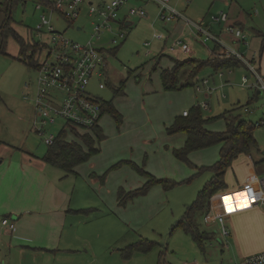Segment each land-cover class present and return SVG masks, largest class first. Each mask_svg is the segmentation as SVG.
Here are the masks:
<instances>
[{
    "label": "rangeland",
    "instance_id": "1",
    "mask_svg": "<svg viewBox=\"0 0 264 264\" xmlns=\"http://www.w3.org/2000/svg\"><path fill=\"white\" fill-rule=\"evenodd\" d=\"M89 1L98 5L99 2L109 0H87L81 5L79 16L73 20L57 13L50 15L44 5L37 8L36 5L41 4L39 0H22L12 8L11 25L26 42L48 43L50 34L46 27L37 29L41 15L44 14L49 24L56 31L62 32L64 37L73 42H89L101 47L107 56V71L112 85L107 82V86L99 88V79L93 77L87 88L102 101L114 99L122 116L118 122L109 114L101 117L100 125L105 138L99 143V152L95 158L92 156L95 165L91 167L88 177L96 180L98 189L104 188L112 192L107 201L114 204L112 210L106 208L100 200L93 206L99 211V216L103 213L109 215L116 241L126 246L136 242L139 237L153 241L149 252L131 259L130 264H138V259L146 264L153 259L155 262L160 251L164 254V264H185L194 260L200 264H229L241 259L244 253L238 231L234 227H227L228 235L222 237L220 226L204 222L203 211L193 212L198 228L210 232L212 236L203 243V249L182 228H172L187 206L196 199L199 190L210 180L212 172L209 167L219 158L220 144L192 151L187 162L178 160L173 149L183 145L185 134L178 132L168 135L165 128L169 125L165 124L168 123V118L174 119L183 110L189 111L192 107L199 106L203 117L212 118L207 123V129L222 132L225 129V119L221 115L238 106L234 114L255 125L256 147L251 150L250 155H239L226 168L223 182L227 189L224 190L232 189L243 183L250 173L264 177V164L254 166L264 152V125L255 124L264 120V91L261 89L258 99L254 97L257 89L254 87L255 77L242 64L217 70L204 66L198 71L197 81L193 86L186 85L175 90H164L158 68L170 66L173 58L207 60L213 55L212 50L217 43L220 47L225 46L227 50L240 53L243 59L260 72L264 82V0L169 1L177 13L198 22L201 29L217 36L220 39L218 42L212 38L206 39L199 29L178 17L171 21L162 20L159 16L160 5L154 0H127L119 9L117 18L108 20L98 37H95V25L102 24L104 18L89 14ZM131 7H142L146 15L128 16ZM221 12L227 15L226 19H220ZM124 18V24L127 21L130 24L122 26L120 23ZM3 19V13H0V25ZM229 26H233L234 30H241L244 39L235 37ZM121 31L125 33L123 37L119 35ZM113 38H116L115 43L112 42ZM177 39L189 47L187 52L179 49L169 51V47ZM35 55L43 60L46 52L39 51L38 48ZM221 55L226 57L225 52ZM242 58L240 59L243 61ZM187 69L182 71L180 81L184 80ZM244 76L246 83L242 84ZM36 77L37 71L20 60V46L9 34L5 40L4 52L0 53V153L7 149L14 151V148H23L44 154L48 147L43 142L44 135L53 134L57 137L64 127V120L59 119L52 125H45L42 135L36 131L40 124L34 125L32 102L24 98L25 83L35 84ZM204 79L208 83L200 85ZM100 81L104 82V79ZM120 82H123L122 91L115 94ZM197 85L200 87L197 88ZM68 138L75 137L69 133ZM122 154L130 155L132 159ZM92 157L87 161L88 164ZM112 158L114 160L107 164ZM83 165L86 163L81 166ZM200 167H204L202 172L195 174ZM148 169L157 174L155 177L179 184L165 189L160 183H156L149 186L146 192L140 191L132 197V192L146 182L148 176L145 172ZM87 172L82 170L78 177L85 179ZM193 174L188 182L184 181ZM1 227L6 229L3 225ZM221 249L224 252L221 253ZM101 251L97 252L95 264H102L104 257L109 255L107 253L102 256ZM115 259L119 260L115 263L113 261V264L121 259L117 253Z\"/></svg>",
    "mask_w": 264,
    "mask_h": 264
},
{
    "label": "crops",
    "instance_id": "2",
    "mask_svg": "<svg viewBox=\"0 0 264 264\" xmlns=\"http://www.w3.org/2000/svg\"><path fill=\"white\" fill-rule=\"evenodd\" d=\"M128 24L129 21L125 23ZM217 39L220 41L218 37ZM222 48L225 49V46ZM106 63L104 77H95L99 82L104 79L105 86L108 83L111 86L107 56ZM173 63L159 67V75L162 68H170ZM121 84L122 82L120 91L123 87ZM254 97H259L256 91ZM113 105L116 108L114 99ZM105 114L108 113L103 115ZM174 119L168 118L165 125H170ZM100 127L104 134L103 127ZM181 146L182 144L179 147ZM14 149L16 150L7 149L0 153V215L4 214L0 216V220L8 217L16 224V229L12 232L0 225V264H95L98 250H102V256L109 253L102 264H113V261L115 263L119 260L115 259L116 253L121 258L117 264H130L131 259L147 253L136 252L130 258H123L120 247L125 244L116 241L112 220L104 213L99 216V211L93 206L100 200L106 208L112 210L114 204L107 201L112 192L104 188L98 189L96 180L88 177L91 167L95 165L93 157L97 153L89 164L81 163L76 166L75 173L66 175L62 170L46 163L42 159L43 154L23 148ZM122 155L131 158L130 155ZM113 160L112 158L106 163ZM85 163L86 165L81 166ZM82 170L88 171L85 179L78 177ZM147 171L145 174L148 178L149 175L157 176L154 171ZM257 208L261 207L229 215L223 225L226 229L234 227L238 231L244 253L241 258L254 250H264V211ZM140 238L146 237H139L137 240ZM220 251L224 252L223 249ZM153 260L149 264H156L158 258L155 262ZM138 264L146 263L138 259Z\"/></svg>",
    "mask_w": 264,
    "mask_h": 264
},
{
    "label": "built area",
    "instance_id": "3",
    "mask_svg": "<svg viewBox=\"0 0 264 264\" xmlns=\"http://www.w3.org/2000/svg\"><path fill=\"white\" fill-rule=\"evenodd\" d=\"M45 4H37L40 8L42 5L49 10V14H59L69 20L77 18L80 14L81 5L87 0H43ZM127 0H109L98 5L93 1L88 2V12L90 15L96 14L104 18L102 24L95 25V37L101 33V29L106 26L108 20H115L118 11ZM160 5L159 16L162 20L171 21L176 17L183 19L185 23L191 24L200 32L205 34L206 39L212 38L216 42L217 37L211 35L208 31L201 29L198 22L191 21L184 15L177 13L169 4L170 0H154ZM146 15L142 7H131L128 10V16L143 17ZM227 15L221 12L220 19H226ZM126 18L120 23L122 26ZM125 25V24H124ZM46 27L47 33L50 34V41L39 42V51L45 50L46 55L43 60L37 56V77L35 84L25 83L24 98L29 99L34 112V125L40 124L36 129L39 135L43 134L42 128L45 125H52L57 120H64L63 129L70 126L78 129H91L100 123L102 115V102L89 92L87 88L90 80L95 77H104V69L107 65L106 56L101 47L88 44L73 42L63 36L62 32L55 30L53 25L49 24V20L45 15H41V22L37 25V29ZM81 29V27H78ZM230 32L235 37L244 39L241 30L229 27ZM124 32H120V37L124 36ZM116 42V38L112 39ZM180 49L187 52L189 47L180 40H174L169 47L171 52ZM226 56L234 55L239 59L241 54L234 50L225 49ZM243 59V58H242ZM243 62L248 67L250 73L255 77L254 87L264 91V82L261 75L253 68V66L245 59ZM207 79L201 81L200 85H206ZM246 83V76L242 78V84ZM197 85V88L200 87ZM250 86H253L251 84ZM99 88L105 87L104 82L98 83ZM246 112L247 110L244 109ZM187 115V111L182 112ZM256 125H264V120L255 122ZM55 136L53 134L44 135L43 142L51 145ZM227 198V202H226ZM261 207L264 209V177H260L254 173H250L246 180L235 188L222 190L214 193L209 199V207L203 216L206 224H216L222 226L220 235H228V230L224 223L226 217L237 212ZM1 225L5 226L10 232L16 229L15 222L8 218L1 219ZM223 245V242H220ZM185 264H200L196 260L186 262ZM229 264H264V250L253 252L243 256L239 260H234Z\"/></svg>",
    "mask_w": 264,
    "mask_h": 264
},
{
    "label": "trees",
    "instance_id": "4",
    "mask_svg": "<svg viewBox=\"0 0 264 264\" xmlns=\"http://www.w3.org/2000/svg\"><path fill=\"white\" fill-rule=\"evenodd\" d=\"M22 0H2L0 2V13H3L4 19L0 25V53L4 52V45L7 36L10 34L18 42L20 46V60L27 63L31 68L37 67L38 60L36 58V51L39 48V42L32 44L26 42L13 28L11 12L12 8ZM44 2L43 0H39ZM110 52V50H109ZM224 49L215 44L212 50V56L207 60H199L193 57H186L183 59H173L174 63L170 68H162L160 70V79L164 90H175L186 85H194L197 81V73L204 66H211L214 69L234 68L240 64L245 63L234 55L223 56ZM223 56V57H222ZM247 67V66H246ZM188 68V72L184 80L180 81L182 71ZM248 68V67H247ZM249 70V69H248ZM123 84V82H122ZM121 84V85H122ZM121 90H115L117 94ZM1 99V98H0ZM102 115L108 113L115 120H121V114L114 107L112 100L102 101ZM238 106L225 111L221 116L225 119V129L222 132L211 131L207 129V123L212 118H205L201 114L200 107H192L187 111V115L176 116L173 122L166 127L168 134L183 132L185 140L181 147L174 148V156L181 161L187 162L189 154L201 148H205L214 144H220L219 158L209 169L212 172L210 180L199 190L196 199L187 206L183 215L175 222L173 229L180 227L189 235L200 248L203 249V243L212 236L200 230L193 219V212L203 211L207 212L209 207L210 197L220 191L227 189L223 182L225 170L230 166L231 162L239 155H250L251 150L256 147V139L254 136V123L246 120L238 114H234ZM101 115V117H102ZM71 133L75 138H68ZM104 134L99 124L91 129H80L70 126L68 129H62L59 135L55 138L51 145H48L46 152L42 159L53 167L62 170L66 175L75 173V168L81 163L87 162L90 157L99 152V143L103 140ZM264 164L263 157L254 163ZM204 167L197 168L195 174L202 172ZM194 174L184 180L188 182ZM160 183L165 189L171 188L179 183L169 181L164 178H156L149 175L146 183L132 192V197L138 192L144 193L149 186ZM121 193L122 190L120 189ZM153 241L147 238H140L136 242L128 244L120 249L123 258H130L136 252H148L152 246ZM163 252H159L158 261L156 264H164Z\"/></svg>",
    "mask_w": 264,
    "mask_h": 264
},
{
    "label": "water",
    "instance_id": "5",
    "mask_svg": "<svg viewBox=\"0 0 264 264\" xmlns=\"http://www.w3.org/2000/svg\"><path fill=\"white\" fill-rule=\"evenodd\" d=\"M261 93H262V90L259 89V88H257V89H256V94L260 95ZM220 242H221V241H220Z\"/></svg>",
    "mask_w": 264,
    "mask_h": 264
},
{
    "label": "snow or ice",
    "instance_id": "6",
    "mask_svg": "<svg viewBox=\"0 0 264 264\" xmlns=\"http://www.w3.org/2000/svg\"><path fill=\"white\" fill-rule=\"evenodd\" d=\"M226 202H227V198H226Z\"/></svg>",
    "mask_w": 264,
    "mask_h": 264
}]
</instances>
